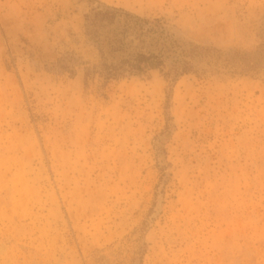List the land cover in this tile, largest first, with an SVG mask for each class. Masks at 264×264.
<instances>
[{
	"label": "rangeland",
	"instance_id": "1",
	"mask_svg": "<svg viewBox=\"0 0 264 264\" xmlns=\"http://www.w3.org/2000/svg\"><path fill=\"white\" fill-rule=\"evenodd\" d=\"M98 3L168 76L84 85ZM0 264H264V0H0Z\"/></svg>",
	"mask_w": 264,
	"mask_h": 264
},
{
	"label": "trees",
	"instance_id": "2",
	"mask_svg": "<svg viewBox=\"0 0 264 264\" xmlns=\"http://www.w3.org/2000/svg\"><path fill=\"white\" fill-rule=\"evenodd\" d=\"M85 21V35L96 45L100 63L84 68V85H87L94 75L104 79V85L111 79L138 75L150 70H158L164 77L168 76V72H163V69L165 59H167L165 54L175 47L172 42H170V48L164 43L161 48L155 45L152 50L148 51L143 50V47L133 45L134 41L142 44L143 39L147 38L149 34L167 38V34L159 26V20H155L156 24L151 25L148 19L122 8L98 3L91 9L90 14L85 15ZM179 50L183 56V66L180 69L174 68V72L176 74L187 73L190 67L186 56H196L200 49L195 47L189 52L181 48ZM234 58L235 56L230 60ZM238 60L245 62L244 67L250 70H254L258 66L256 57L248 62L245 60V56H241ZM62 61L63 59L58 60L57 64ZM60 68L64 70L69 67L63 64Z\"/></svg>",
	"mask_w": 264,
	"mask_h": 264
}]
</instances>
